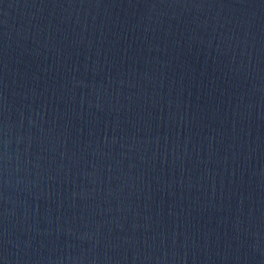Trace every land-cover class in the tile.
<instances>
[{
  "label": "water",
  "instance_id": "95a60500",
  "mask_svg": "<svg viewBox=\"0 0 264 264\" xmlns=\"http://www.w3.org/2000/svg\"><path fill=\"white\" fill-rule=\"evenodd\" d=\"M0 264H264V0H0Z\"/></svg>",
  "mask_w": 264,
  "mask_h": 264
}]
</instances>
